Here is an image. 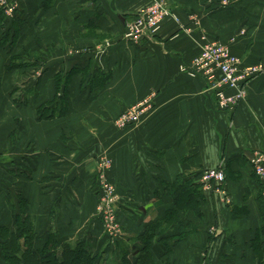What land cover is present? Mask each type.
Segmentation results:
<instances>
[{
	"label": "crops",
	"instance_id": "obj_1",
	"mask_svg": "<svg viewBox=\"0 0 264 264\" xmlns=\"http://www.w3.org/2000/svg\"><path fill=\"white\" fill-rule=\"evenodd\" d=\"M151 1L20 0L25 28L16 45L26 35L24 46L33 55L41 53L44 67L40 75L29 69L0 70V151L8 153L9 161H21L16 167L9 164L13 181L0 200V222L13 220L5 208H19L20 192L37 232L49 229L58 240L86 242L101 255L100 264H116L124 251L129 258L138 252V235L172 206L173 195L162 181L183 174L200 180L203 170L221 166L228 179L219 187L226 194L201 186L205 222L178 244L173 256L180 258L177 264H202L203 257L196 256L211 249V256L227 257L223 264H254L247 241L262 218L249 157L264 150V76L250 79L245 98L223 111L205 77H192L180 67L198 54L203 34L228 43L244 66L262 60L264 0H168L180 24L165 18L154 36L125 41L124 25ZM99 37L112 44L99 46ZM56 73L71 75L68 111L39 121L36 106L53 96ZM21 79L28 80L24 90L30 96L18 106L10 93ZM147 95L153 106L140 124L117 130L116 115ZM102 150L112 159L109 177L120 196L118 217L125 232L114 248L94 215V157ZM242 206L247 216L231 214ZM210 222L216 231L211 245Z\"/></svg>",
	"mask_w": 264,
	"mask_h": 264
},
{
	"label": "trees",
	"instance_id": "obj_2",
	"mask_svg": "<svg viewBox=\"0 0 264 264\" xmlns=\"http://www.w3.org/2000/svg\"><path fill=\"white\" fill-rule=\"evenodd\" d=\"M19 16L20 14H14L8 18L0 13V49L10 51L16 45L17 37L23 34L25 22L20 20ZM35 65L36 62H23L20 56L12 54L6 71L24 69ZM70 77L71 75H63L62 73L54 75V94L36 106L35 119L39 121L48 120L67 113ZM1 87L2 77L0 76V90ZM14 91L12 90L11 93ZM11 93L13 101L18 106L28 103L27 95L19 99L20 96L17 97ZM252 177L259 188L256 199L263 223L264 196L262 192L264 180L258 179L253 170ZM224 179L225 182L228 179L226 174ZM162 183L165 185L164 188L170 189V193L173 195L172 206L164 209L160 221L147 224L142 236L138 237L142 247L136 253L135 259L131 261L123 254L116 264H174L172 261L174 249L187 235L197 232L201 223L205 222L206 216L201 208L205 201V195L201 189L198 175H177L172 182L162 181ZM19 203L20 212L14 215L13 221L15 228L11 229L8 225H0V256H2L0 261L7 264H97L101 255L91 253L79 241L74 245L59 242L49 229L46 231V237L42 244L36 247L34 245V227L29 222V215L26 213L27 200L19 196ZM189 212L193 214V219L186 221L185 215ZM231 214L241 218L247 216L248 211L245 206L233 207ZM260 224L254 228L251 238L247 241L248 248L253 252L254 264H264V223ZM215 239L209 234V245ZM152 240H155V244L160 247V249L158 248L157 259H154L153 256ZM58 250L60 251L58 252Z\"/></svg>",
	"mask_w": 264,
	"mask_h": 264
},
{
	"label": "built area",
	"instance_id": "obj_3",
	"mask_svg": "<svg viewBox=\"0 0 264 264\" xmlns=\"http://www.w3.org/2000/svg\"><path fill=\"white\" fill-rule=\"evenodd\" d=\"M165 18H171L180 24L176 15L164 5L162 0H152L138 10L136 15L125 24L124 36L128 40L138 42L142 38L154 36ZM233 40V39H231ZM198 54L188 66L182 65L180 70L190 76L202 75L207 80L210 89L214 91L216 104L221 110H233L246 96V86L250 79L264 76V58L251 65H242L241 59L231 52L228 43L209 39L204 34L197 40ZM230 90V93L227 92ZM153 106L152 96L141 100L137 105L128 108L120 117L121 127L129 124L139 114H145ZM254 173L264 177V150H255L249 157ZM224 170L221 166L203 171L200 180L204 189L214 187L216 191L224 193L220 185L224 181ZM101 188L100 212L106 232L113 236L118 233V224L114 214V185L101 173L98 178ZM109 190V191H108ZM112 191V193H111ZM111 195V196H110ZM228 202V199H227ZM214 228L210 233H213Z\"/></svg>",
	"mask_w": 264,
	"mask_h": 264
},
{
	"label": "rangeland",
	"instance_id": "obj_4",
	"mask_svg": "<svg viewBox=\"0 0 264 264\" xmlns=\"http://www.w3.org/2000/svg\"><path fill=\"white\" fill-rule=\"evenodd\" d=\"M163 2H164V5L166 6V7H168V9L170 10V11H172L171 9H170V6H169V4H170V1L168 2V0H162ZM236 1V0H235ZM238 1V0H237ZM242 1H244V0H242ZM247 1V0H246ZM221 3H223V4H229V3H231V2H233V0H221L220 1ZM21 6L22 7H25V5H23V3L21 4ZM18 9H20V0H0V13H2L4 16H7L8 18L9 17H11L13 14H19L18 12H19V10ZM173 12V11H172ZM174 13V12H173ZM175 14V13H174ZM130 20V19H129ZM25 26V25H24ZM124 31H125V25H124ZM124 31H123V36H122V38L125 40V41H127L128 39H126L125 38V36H124ZM25 37H26V35L23 37V40H21V42L22 43H20V44H18V45H15L14 47H13V49H11L10 51H6V52H4L5 50H2V49H0V60L1 59H7V63L5 64V65H3V64H0V70H2L3 71V69H5L6 70V66H7V64H8V62H9V59H10V56L12 55V54H14V55H18V56H20L21 57V60L23 61V62H36V65L35 66H28V67H26V68H24L23 70H26V69H29V70H31V71H33V75H37V73H39V75H40V73H41V70H42V68L44 67V65L42 64L43 63V61H44V59H41V53H39V54H36V55H33L32 53H30V52H32V51H28V49H27V47L26 46H24L25 45ZM141 40V39H140ZM130 41V40H129ZM131 41H133V40H131ZM128 42V41H127ZM108 43H110V44H112V42H110V41H108L107 42V39L106 38H100L99 37V43H98V45L99 46H101V47H104V46H106ZM15 47H16V49H15ZM84 51H86V49H84V48H82V52H84ZM4 53V54H3ZM30 53V54H29ZM5 55V56H4ZM16 60H18V59H16ZM3 62V61H2ZM19 62H21V61H19ZM0 63H1V61H0ZM14 71H17L16 69H13ZM12 70V71H13ZM35 72V73H34ZM54 78V77H53ZM27 79V78H26ZM25 79V82H23L24 81V79H21V81H19V83H18V85H17V87L13 90L14 92H12L13 93V95L14 96H17V97H19L20 96V98L19 99H22L24 96H26L27 95V99L29 98V96H30V90L28 91H25L26 90V88H27V85L26 84H28L27 82H28V80H26ZM24 87H26L25 88V90H24ZM2 88V87H1ZM28 89H30V88H28ZM24 90V91H23ZM11 93V94H12ZM149 96L147 95V96H145V97H143V98H141L140 100H138V101H136V102H134L133 104H131L128 108H132L133 106H135V105H137V103L139 102V101H141V100H144V99H146V98H148ZM128 108H126L125 110H123L122 112H120V113H118V115H116V117L114 118V120H113V125H114V127L117 129V130H123V129H125L126 127H128L129 128V126H132V127H135V126H138L139 124H140V122L143 120V118H144V116H145V114H147V113H145V114H139L138 115V117L137 118H135V119H133L129 124H127V125H125V127H121V122H119L120 121V117L122 116V113H124ZM6 119V118H5ZM96 130H99V129H96ZM96 130L94 131V133L96 134ZM1 144V143H0ZM73 146V145H72ZM2 158V159H1ZM95 158V186H96V188H93V192H94V195H95V213H94V215H95V217H97L98 218V220L100 221V223H101V227H102V233H103V237L106 239V241L108 242V245L111 247V248H114L115 246H116V243H118L119 242V240L124 236V229H123V225H121L122 224V222H121V220L119 219V217H118V201H119V199H120V196H119V193H118V190H117V187L115 186V183L110 179V177H109V170H111V167H112V159H111V157L109 156V154L107 153V151L106 150H102V151H100L99 153H97V156L96 157H94ZM10 159H9V155H8V153H4V152H1L0 151V189L2 188V192L0 191V200H2V201H4V199H3V192H4V190H6L7 189V191L9 190V183H11L12 181H13V178L11 177V176H9V174H10V170H9V164H13L15 167L16 166H19L20 165V163H21V161H19V160H12V161H9ZM65 166V165H64ZM64 166H61V170H64L65 169V171L66 170H69V168L68 167H64ZM251 166V165H250ZM219 167V166H218ZM214 168H216V167H214ZM252 168V167H251ZM206 170V169H205ZM205 170H203V171H205ZM202 171V172H203ZM101 173H104V175L106 174V179H107V181L109 182V183H111V184H113L115 187H114V198H113V201H115V203H114V207H113V210H114V214L116 215L115 216V219H116V222H117V224H118V233L117 234H115V235H113V236H110L107 232H106V230H105V225H104V223H103V219H102V216H103V214H102V212H100V206H101V203H100V197H101V195H102V191H103V188H101V184H100V182H99V180H98V178H99V175L101 174ZM225 175V174H224ZM257 176V175H256ZM258 177V179H261V180H264V177H262V178H260L259 176H257ZM200 182V184H201V181H199ZM223 184H225V179H224V181L222 182V184L221 185H223ZM14 186L16 185L15 183L13 184ZM201 186H202V184H201ZM202 189V188H201ZM109 191V190H108ZM224 191V193H225V190H223ZM111 193H112V191H111ZM17 194V193H16ZM226 194V193H225ZM4 195H7V197H8V195H9V192L8 193H6V194H4ZM21 195V193L20 192H18V194H17V196H18V198H19V196ZM111 196V195H110ZM264 196V195H263ZM225 197H226V195H225ZM6 199H8V198H6ZM228 199V198H227ZM264 199V198H263ZM18 204H19V208L16 210V208H13V209H11L10 207L9 208H5V209H9L8 211V213H7V215H9V217H13V220L11 219V222H10V224L9 223H4L3 221L2 222H0V225H8L9 227H11V229H13V228H15V226H14V224H13V221H14V213H19L20 212V203H19V200H18ZM263 206H264V201H263ZM13 210V211H12ZM0 211H1V209H0ZM14 212V213H13ZM12 213L14 214L13 216H12ZM8 217V216H7ZM264 218V217H263ZM0 219H1V217H0ZM1 221V220H0ZM29 222H31L32 223V221H29ZM211 223V222H210ZM210 223H209V225H208V227L209 228H207V233L208 234H210V235H212V236H214L215 235V228H214V226H213V224L212 225H210ZM263 223H264V220H263ZM263 223H261V224H263ZM260 224V225H261ZM32 225H33V223H32ZM147 226V225H146ZM146 226H145V228H146ZM33 227H34V225H33ZM212 228H214V231H213V233H210V231H211V229ZM34 231V234H35V240H34V245L37 247V246H40L41 244H42V242L44 241V239H45V237H46V231H44L43 233L41 232V231H36V229H34L33 230ZM144 232V231H143ZM142 232V233H143ZM142 233L140 234V235H138L139 236V238H140V236H142ZM53 234H54V236L56 237V234H55V232H53ZM58 240V239H57ZM61 240H59V242H60ZM79 241V240H78ZM62 243H68V244H71V245H74V244H76V243H78V242H76V243H69L68 241H66V240H64V241H61ZM79 242H81V241H79ZM83 243V242H82ZM156 242H155V240H152L151 241V245H152V251H154V254H153V256H154V259H157L158 257H157V255H158V248L160 249V247L158 246V244H155ZM84 244V246L89 250V251H91V253H93V250H90V248L87 246V244H86V242L85 243H83ZM60 250H58V252H59ZM208 251V249H206V254L204 253V251L203 250H201V252H200V255H198V256H196L197 257V259H200L201 257H203V258H201V261H203V262H201L202 264H210L209 262L210 261H214V264H223V263H227V261H225L226 259H227V257H221L220 255H218V256H211V252H207ZM210 251H211V249H210ZM125 253V255L128 257L129 256V254H128V252H126V251H124ZM202 252H203V254L205 255V256H201L202 255ZM138 253V252H137ZM94 254V253H93ZM100 255V254H99ZM132 255H134L133 257H131V258H129V259H131V261L132 260H134L135 259V257H136V255L137 254H132ZM0 257H2V256H0ZM100 257V256H99ZM193 258H195V257H193ZM100 259H101V257H100ZM100 259H99V261L97 262V264H100ZM179 259L180 258H178V260H177V258L175 257V256H173L172 257V261H173V263L174 264H177V262L176 261H178V263H180L179 262ZM231 262H233V260L232 259H229ZM110 261H108V262H104V263H108V264H111V263H109ZM223 262V263H222ZM0 264H7V263H5V262H2V261H0ZM198 264H199V262H198ZM211 264H213L212 262H211ZM230 264V263H229ZM233 264V263H232Z\"/></svg>",
	"mask_w": 264,
	"mask_h": 264
}]
</instances>
